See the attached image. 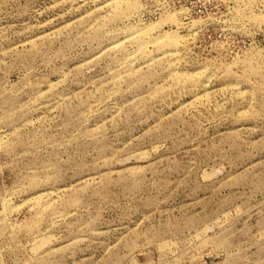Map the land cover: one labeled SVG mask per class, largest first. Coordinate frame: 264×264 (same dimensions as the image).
I'll return each mask as SVG.
<instances>
[{
    "label": "rangeland",
    "instance_id": "rangeland-1",
    "mask_svg": "<svg viewBox=\"0 0 264 264\" xmlns=\"http://www.w3.org/2000/svg\"><path fill=\"white\" fill-rule=\"evenodd\" d=\"M0 264H264V0H0Z\"/></svg>",
    "mask_w": 264,
    "mask_h": 264
}]
</instances>
